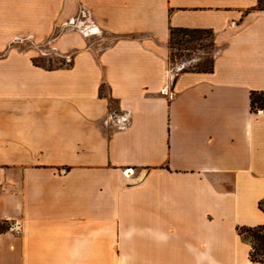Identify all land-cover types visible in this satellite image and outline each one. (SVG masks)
I'll return each instance as SVG.
<instances>
[{"label":"crops","instance_id":"obj_1","mask_svg":"<svg viewBox=\"0 0 264 264\" xmlns=\"http://www.w3.org/2000/svg\"><path fill=\"white\" fill-rule=\"evenodd\" d=\"M256 5L0 0V264H261L240 232L264 226ZM80 9L96 35L53 36ZM171 29L213 33L210 72L175 73ZM22 36L70 61L5 51Z\"/></svg>","mask_w":264,"mask_h":264},{"label":"rangeland","instance_id":"obj_2","mask_svg":"<svg viewBox=\"0 0 264 264\" xmlns=\"http://www.w3.org/2000/svg\"><path fill=\"white\" fill-rule=\"evenodd\" d=\"M77 17L78 15H76L74 18L76 19ZM71 19L72 18L68 19L67 22ZM66 23H60V25L55 28L53 36L64 32V30L67 29L64 28ZM72 31L78 33L74 29ZM46 44L47 43L37 42L30 36H22L14 38L9 43V45H7L5 51H17L19 53L29 51L32 60L46 68L59 67L67 62V55L63 57L60 52L51 50L50 47L52 46ZM169 48L170 63L175 64L177 67L175 73L186 70H195L203 66L207 67L211 64L215 53V48L211 37L207 34H203L197 39H191V37L185 36L183 34H176L173 36L172 41L169 44ZM2 55L3 52H0V56ZM245 237L249 242L252 241L249 235H245Z\"/></svg>","mask_w":264,"mask_h":264},{"label":"trees","instance_id":"obj_3","mask_svg":"<svg viewBox=\"0 0 264 264\" xmlns=\"http://www.w3.org/2000/svg\"><path fill=\"white\" fill-rule=\"evenodd\" d=\"M255 10L264 11L263 0H257V5ZM176 34H183L185 36L191 37V39H197L203 34H207L213 39V33L209 30H188V29H171L170 31V42ZM211 64L207 67L203 66L201 68L195 69L201 72H210ZM250 108L252 111L264 110V92H252L250 94ZM259 207L264 210L263 203L259 204ZM4 227H0V231H4ZM241 234L249 235L251 244V251L249 254V260L252 263L264 264V226H258L255 228H243L241 229Z\"/></svg>","mask_w":264,"mask_h":264},{"label":"built area","instance_id":"obj_4","mask_svg":"<svg viewBox=\"0 0 264 264\" xmlns=\"http://www.w3.org/2000/svg\"><path fill=\"white\" fill-rule=\"evenodd\" d=\"M91 26V29L87 32L84 31V26ZM64 28H67L64 30V32L72 31L73 29L76 30L79 34L83 36H92L98 32V29L96 26H94L93 22L90 21V15L85 9H80L78 13V17L75 19L69 20L65 25ZM68 60L66 63L69 62V57H66ZM161 94L165 97H171L173 96V93L168 88H163L161 90ZM125 122V121H124ZM123 122V123H124ZM126 126V123L123 124V127ZM133 175V171L131 169H127L123 172V176L128 179L130 176ZM6 230L13 234L14 236H20L23 231V226L21 221L19 220H11L7 222V228Z\"/></svg>","mask_w":264,"mask_h":264},{"label":"bare ground","instance_id":"obj_5","mask_svg":"<svg viewBox=\"0 0 264 264\" xmlns=\"http://www.w3.org/2000/svg\"><path fill=\"white\" fill-rule=\"evenodd\" d=\"M91 29V26H89V25H87V26H84V31H86L87 30V32L89 31Z\"/></svg>","mask_w":264,"mask_h":264}]
</instances>
